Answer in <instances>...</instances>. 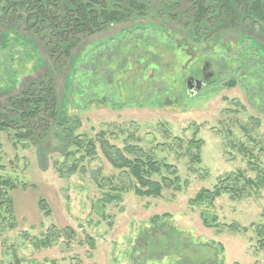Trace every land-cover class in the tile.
I'll use <instances>...</instances> for the list:
<instances>
[{"label":"rangeland","instance_id":"obj_1","mask_svg":"<svg viewBox=\"0 0 264 264\" xmlns=\"http://www.w3.org/2000/svg\"><path fill=\"white\" fill-rule=\"evenodd\" d=\"M39 2L45 11L73 8L71 0ZM36 3L0 0V121L9 125L0 129V264H264L258 235L264 188L241 192L240 181L239 193L192 202L222 177L240 171L257 178L264 169L263 104H256L233 61L245 44L264 56V0H106V9L120 11L118 21L65 38L58 36L65 11L46 21L42 15L35 24ZM137 29L179 42L199 37L204 47L170 54L159 48L165 73L160 69L157 90L141 83L150 81L156 65L138 77L143 69L130 45L118 48L121 56L112 57L108 69L113 74L119 64L127 67L114 71L116 84L137 77L134 92L149 96L162 78L177 85L178 72L185 71L181 93L159 105L122 96L73 107L79 61L100 42ZM68 47L71 56L65 57ZM187 80H194L191 87ZM232 80L236 84L227 85ZM46 85L57 117L51 119L44 106L43 118L21 117L36 103L17 108L12 102L26 91L39 95ZM100 133L114 146L142 147L176 166L180 189L164 188L160 197L135 194V178L116 169L98 141V154L81 159L85 151L75 137L97 140ZM163 175L169 173L163 169Z\"/></svg>","mask_w":264,"mask_h":264},{"label":"trees","instance_id":"obj_2","mask_svg":"<svg viewBox=\"0 0 264 264\" xmlns=\"http://www.w3.org/2000/svg\"><path fill=\"white\" fill-rule=\"evenodd\" d=\"M39 1L40 0H36L39 5L37 3L35 4L38 6V9L36 10L37 14L34 15L33 23L36 24L42 15L44 16V21L48 19L46 15L59 18L60 13L65 11L63 15V22H61L63 26L62 28L58 26V29L63 30V32H60L58 36H63L64 38L67 34H71L73 37L79 33L89 32L94 34L96 31L102 29V25L104 23L118 21L122 16L120 11H109L106 9V0H71L73 8L69 9L67 7L63 11H45V8L48 6ZM202 10L206 11L205 8ZM137 30L123 32L121 35L111 39V41L100 42V45L93 48L89 54L86 55L87 57L79 61L77 69L74 73L75 81L72 82V87L70 90V103L73 105V107L77 109L84 106L88 107L93 101H98L101 103L104 100H108L110 102H114V100L122 98V96L130 99V101L137 102V100H141L145 104L150 102L157 103V105H159L164 101H172L173 97L181 93L180 87L178 85L181 86L183 84L184 78L186 77L185 71L184 73H182L183 71L178 72L179 78L176 80L178 83L177 85H171L173 82H170V79L162 78L160 81L165 82L160 83L161 87L158 89V91H151L149 96H143L137 90L136 93L134 92V88H136L135 84L137 83V77L134 79V82H128L127 80L124 84H120V86L116 84L117 76L115 74L117 72L114 71L118 70L122 72L123 68L127 67H122V65L119 64L120 66H118L117 69H113V74L112 71H109V64L111 63L112 57L117 55H119V57L121 56L118 52V48L123 49L124 46L128 44L130 45V54L136 57L134 59L135 62L138 63L139 68L142 67L143 69V73L140 72L138 77L144 76V70L147 69L149 64L156 65V70H154V74L151 76L150 81H148L150 83H148L146 80H142L141 83L145 82L157 90L154 85H156L155 81L159 78L160 69L165 73V67L161 65L162 59L160 51L158 52L159 48L170 54V52L180 53L179 51L190 48V45L204 47V45L201 44L202 41L199 37L193 38L192 40L185 38V40L183 39L181 42H179L174 36V39L171 37H169V39H164V34H157V32L154 30ZM64 38L61 41H64ZM150 48H154L157 51H151ZM52 49L53 48H51V50ZM243 49H245V51L241 52L237 59H233V61L236 62L237 72L240 71V73H242L241 77L242 79H245L244 83L246 84V87L249 89L252 88V92L255 91L256 104H263L264 108V56H262L260 52V55H257L254 50L250 48L249 44H245ZM103 50L106 51L102 53ZM55 51L56 50L53 52ZM64 55L65 57L71 56L69 47L65 49ZM105 57L106 61L103 60ZM126 59L127 57L124 58L125 63ZM228 60L224 57V62L227 63ZM154 65L152 66L153 69ZM198 72L199 70L192 73V75ZM176 77L177 76L175 75L174 78ZM235 84L236 81L232 80L227 85L234 86ZM22 94L23 95L20 98H17L12 102L13 107H30L32 106L33 102L36 103L37 107L33 110L24 108L22 113H20L21 117H26V119L29 120L42 117L40 116L42 114V106H44L45 110L50 108L48 115L51 119H55V117H57V111L55 112L57 104L52 87L46 85L43 90L40 91L39 95L30 91H26ZM135 94L137 96H135ZM8 126L9 125L5 124L4 121H0V129L8 130ZM97 141L99 142V146L104 154V157H106V159L109 160L116 169L123 170L126 172V174L130 173L135 178V181L137 182L134 188L135 194L147 197H160L162 196V191L164 188L174 187L175 189H180L182 180L178 175L179 173L176 166L154 158L152 155L144 151L142 147L127 145L124 147V149H121L112 145L103 133L98 135L97 140L93 138L88 139L86 137L81 138L76 136L73 140V143L78 147V150L82 149L85 151L81 156V159H84L87 157L92 158L98 154L96 145ZM198 142L199 140L192 141L194 145H197ZM193 161L196 163L200 162V156H195ZM71 168V171H76V164H73ZM257 168L258 166L255 168L254 165V169L256 170ZM163 169L166 170L169 175H163ZM156 174L160 176V180L154 178ZM172 176H174V178H172ZM240 181H244L241 192H246L248 189H263L264 169H258L257 178L246 177L240 171L237 174L233 173L225 176L224 178L222 177L220 183L215 185L211 190H200L199 194L195 197V199L192 200V202H211V200L214 198L221 196L223 191L230 190L237 192L239 189H237L236 185L237 183L239 184ZM230 182L235 185L231 186L232 184L230 185ZM206 218L204 221L208 223ZM258 235L261 236L260 245L264 247V227L258 231Z\"/></svg>","mask_w":264,"mask_h":264},{"label":"water","instance_id":"obj_3","mask_svg":"<svg viewBox=\"0 0 264 264\" xmlns=\"http://www.w3.org/2000/svg\"><path fill=\"white\" fill-rule=\"evenodd\" d=\"M193 81H194V80H193ZM193 81H191V80H187V81H186V85L190 86L191 82H193ZM196 86L200 87L198 81L196 82ZM190 87H191V86H190ZM192 89H193V88H192Z\"/></svg>","mask_w":264,"mask_h":264}]
</instances>
